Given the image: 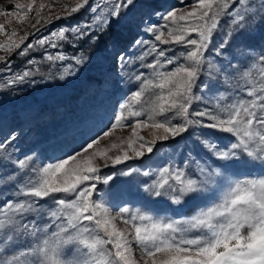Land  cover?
Masks as SVG:
<instances>
[{"label":"rangeland","instance_id":"rangeland-1","mask_svg":"<svg viewBox=\"0 0 264 264\" xmlns=\"http://www.w3.org/2000/svg\"><path fill=\"white\" fill-rule=\"evenodd\" d=\"M76 2L0 0V25H4L0 43H7L13 31L17 33L14 40L24 38L19 48L0 49V219H5V212L12 215L6 208L7 203L34 199L22 196L19 189L30 179H35L39 169L83 152L89 142L109 130L121 105L139 90L141 80L152 78V70L145 65L156 59L153 46L164 50L166 57L172 59L185 50L184 45H165L156 41L155 35L174 27L165 19L169 12L176 11L179 15L191 11L197 4V0H134L132 6L121 9L115 22L106 23L112 19L109 12L116 0H89L87 6L73 13L70 9ZM29 6L30 12L27 11ZM237 12L245 17L243 22L236 17ZM149 27H155L157 31L150 32ZM60 33H64L63 37ZM262 56L264 0H244L231 6L220 17L205 53L201 74L193 89L190 114L204 111L222 115L221 110L225 107L252 99L247 93L264 84ZM78 60L81 63H77ZM173 67L175 65H167L161 71ZM25 73L29 75L25 76ZM137 76L141 80H137ZM157 91L145 93L144 100L154 99ZM136 110H140L139 105ZM147 115L145 112L125 123L146 120ZM166 116L173 124L183 122V118L172 113ZM191 118L204 124L211 123L208 117L192 115ZM164 119V116L156 117L157 121ZM153 131L150 127L143 128L139 134L150 141ZM130 134V127H118L111 136L101 140L98 147H110L113 142L119 144ZM230 139L228 134L192 126L175 138L170 136L167 141H157L153 152L145 151L142 158L135 157L127 144H122L108 155H122L123 149L133 158L101 167V177L112 175L113 180L107 185L97 183L98 191L93 198L109 207L113 215L120 207H129L132 210L140 208L157 218H190L218 200L219 177H213L209 190L201 198L186 200L181 205L150 197L144 191L145 182H150L164 166L184 167L193 178H200V168L209 172L220 168L225 162L219 161L205 147L204 141L222 146ZM93 150L89 149V152ZM20 161H25V168L19 167ZM97 163L102 164V161L97 159ZM129 170L135 171L131 175H122ZM145 171L151 175L144 176ZM220 171L224 169L220 168ZM262 173L264 167L254 162V166L240 169L235 178ZM227 174L231 175V172ZM50 206L51 200L39 201L37 211L22 216L16 214L17 225L27 224L37 236L44 238L55 227ZM118 226L125 227L122 222H118ZM20 231L23 235L10 243L3 242V232H0V264L11 260L35 239L23 228ZM198 234L196 230L186 233L189 238ZM133 249L139 260V248L133 244Z\"/></svg>","mask_w":264,"mask_h":264},{"label":"snow or ice","instance_id":"snow-or-ice-1","mask_svg":"<svg viewBox=\"0 0 264 264\" xmlns=\"http://www.w3.org/2000/svg\"><path fill=\"white\" fill-rule=\"evenodd\" d=\"M243 2L197 0L191 11L179 15L176 11L168 13L165 19L174 27L167 32L159 31L155 40L165 45H184L185 50L172 59L166 57L164 50L153 46L156 59L145 65L152 70V78L141 80L140 76L136 77L141 80L139 90L121 105L109 130L104 131L99 139L89 142L83 152L39 169L36 178L19 189L22 196L34 199L6 204L12 215L5 212V219H0L3 242H13L23 235L20 228L35 239L3 264H264V173L235 178L240 169L254 166V162L264 167V84L258 89L253 87L247 93L252 99L240 100L225 107L221 110L222 115L189 112L193 89L220 17L231 6ZM88 4L89 0H77L70 11L78 12ZM133 4L134 0H116L109 12L112 19L105 22H115L121 9ZM16 7L19 9L20 5ZM27 11H31V6ZM236 17L241 22L245 19L239 12ZM3 31L4 25H0V32ZM148 31L156 32L157 29L149 27ZM193 34L195 38H192ZM16 35L13 31L7 43H0V49L12 51L19 48L24 38L14 40ZM59 35L63 37L64 33ZM261 59L264 60V56ZM167 65L175 67L161 71ZM153 89L158 90L154 99L144 100L145 93ZM137 105L140 110H136ZM145 112L148 113L146 120L125 123L129 118L141 117ZM167 113L183 118V122L173 124ZM192 115L208 117L211 123L192 119ZM157 116H164L165 119L157 121ZM192 126L206 127L231 137L222 146L204 141L205 147L219 161L225 162L220 165L224 171L217 168L209 172L200 168V178H193L184 167L164 166L150 182H145L144 191L150 197L181 205L186 200L201 198L209 190L213 177H219V198L216 202L201 208L190 218L171 219L157 218L140 208L132 210L129 207H120L113 215L109 207L93 198L98 191L97 183L107 185L113 180L112 175L101 177V167H108L109 163L121 164L133 158L128 150L122 149V155L115 156L108 155L110 151L126 143L135 157L142 158L145 151L153 152L157 141H167L170 136L175 138ZM118 127H130L129 137L119 144L113 142L110 147H98L100 141L111 136ZM149 127L154 130L150 141L139 134V130ZM137 144L138 147H134ZM89 149L94 150L89 152ZM97 159L102 164H98ZM19 167L25 168V161H20ZM132 171L135 170L122 175H131ZM143 175L147 177L151 173L145 171ZM47 200H51L50 216L55 225L51 233L41 238L27 224L17 225L16 214L22 216L37 211L39 201ZM118 222L125 227H119ZM189 230H196L199 234L189 238L186 235ZM133 244L140 250L139 260Z\"/></svg>","mask_w":264,"mask_h":264}]
</instances>
